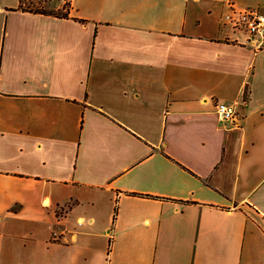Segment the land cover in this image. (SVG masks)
I'll return each mask as SVG.
<instances>
[{
  "label": "crops",
  "instance_id": "1",
  "mask_svg": "<svg viewBox=\"0 0 264 264\" xmlns=\"http://www.w3.org/2000/svg\"><path fill=\"white\" fill-rule=\"evenodd\" d=\"M229 2L264 13L0 0V264H264V39Z\"/></svg>",
  "mask_w": 264,
  "mask_h": 264
},
{
  "label": "built area",
  "instance_id": "2",
  "mask_svg": "<svg viewBox=\"0 0 264 264\" xmlns=\"http://www.w3.org/2000/svg\"><path fill=\"white\" fill-rule=\"evenodd\" d=\"M230 11L224 15V23L234 30L245 31L250 35L252 44L261 48L264 39V13L257 8L238 10L232 2L228 3ZM216 112L222 122L236 126L239 116L236 105L227 102H216Z\"/></svg>",
  "mask_w": 264,
  "mask_h": 264
},
{
  "label": "trees",
  "instance_id": "3",
  "mask_svg": "<svg viewBox=\"0 0 264 264\" xmlns=\"http://www.w3.org/2000/svg\"><path fill=\"white\" fill-rule=\"evenodd\" d=\"M27 2H29L27 4ZM33 0H20V5L17 8V10H21L24 12H30V13H35V14H44V15H49V16H54L57 18H69L70 17V10H71V0H67L66 6L63 8V10H50L48 11L41 3L34 5ZM32 5V6H29ZM82 23H85V20H79L76 19ZM117 211V210H116ZM111 244V242H110ZM110 252V248H109Z\"/></svg>",
  "mask_w": 264,
  "mask_h": 264
},
{
  "label": "rangeland",
  "instance_id": "4",
  "mask_svg": "<svg viewBox=\"0 0 264 264\" xmlns=\"http://www.w3.org/2000/svg\"><path fill=\"white\" fill-rule=\"evenodd\" d=\"M33 2L34 5L41 3L48 11H50V10H63V8L66 6L67 0H33ZM28 3L29 2H27V4Z\"/></svg>",
  "mask_w": 264,
  "mask_h": 264
}]
</instances>
